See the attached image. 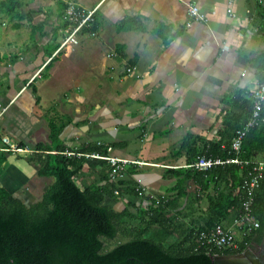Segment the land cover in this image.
Masks as SVG:
<instances>
[{"label":"crops","instance_id":"0c3cea01","mask_svg":"<svg viewBox=\"0 0 264 264\" xmlns=\"http://www.w3.org/2000/svg\"><path fill=\"white\" fill-rule=\"evenodd\" d=\"M23 1L25 38L1 52L0 153L10 154L0 185L28 206L51 185L29 160L36 146L56 144L52 129L66 146L62 155L81 160L82 188L104 185L109 165L67 152L95 143L129 161L121 189L131 193L106 204L118 211L133 204L136 213L149 200L173 195L174 172L194 171L182 141L189 135L219 141L222 100L257 88L254 61L264 53V26L255 18L256 0ZM68 3L98 8L97 36L81 35L77 46L49 61L68 30ZM192 5L203 20L190 17ZM0 19L1 29L6 22ZM140 185L142 194H132ZM187 202L180 200L174 211ZM206 208L203 200L190 219Z\"/></svg>","mask_w":264,"mask_h":264},{"label":"trees","instance_id":"16d2710c","mask_svg":"<svg viewBox=\"0 0 264 264\" xmlns=\"http://www.w3.org/2000/svg\"><path fill=\"white\" fill-rule=\"evenodd\" d=\"M256 1L255 18L264 26V0ZM25 7L23 0H2L0 16L12 22L13 29H20L22 22L29 20L23 13ZM96 27L97 23L93 29ZM254 62L259 82H263L264 53ZM2 63L0 53V66ZM221 105L223 129L219 141L204 142L189 135L180 144L190 163L199 155L232 156V140L248 121L252 100L250 94L239 92L234 99H223ZM235 107L238 113L232 111ZM52 130L56 144L36 146L29 160L37 166L39 177L54 180L42 198L28 206L0 185V264H213L217 255L242 254L260 245L264 248V177L253 206L260 227L243 238L237 249L210 252L200 246L199 233L217 224L232 225L242 211L238 166H219L208 172L176 171L178 184L172 196L159 197L158 202L149 200L152 204L140 206L136 213L131 210L133 204L118 211L106 204L107 199L121 198L131 191L119 189L116 196L110 171L102 180L104 185L79 186L81 160L62 155L66 146L59 139V130ZM106 148L91 143L80 153L104 154ZM8 154L0 153V167ZM240 156L243 160L264 161V125L247 134ZM186 198L184 210L175 212L178 202ZM203 200L207 201L206 210L190 219L196 207L201 210ZM108 241L114 242L111 248ZM261 259L264 262V250Z\"/></svg>","mask_w":264,"mask_h":264},{"label":"built area","instance_id":"2783aa9c","mask_svg":"<svg viewBox=\"0 0 264 264\" xmlns=\"http://www.w3.org/2000/svg\"><path fill=\"white\" fill-rule=\"evenodd\" d=\"M97 10L98 8H94L90 11H87L75 5L74 3H68L65 10V19L67 20L68 30L65 33L60 48L53 54L49 61L55 58L61 51H67L77 46L79 44V38L81 35L88 34L91 37L97 36V31L93 29L97 23ZM189 15L193 20H203V16L199 8L195 5L190 6ZM190 26L191 24L188 25V27ZM250 96L252 100L251 115L244 126L237 131L234 139L232 140V156L224 159L220 157L216 158L210 155H199L195 162L187 166L189 169L198 172H208L219 166L227 165H235L240 168V174L242 177L240 186L242 211L240 215L230 226L217 224L209 230L199 233L200 246L209 248L210 252L215 249L235 250L239 247V243L243 240V238L248 237L252 232L260 227V223L255 216L253 206L255 202L256 191L260 187L261 180L264 177V161L243 160L241 159L240 155L242 153L243 142L247 134L251 130L264 125V81L258 82L257 88L250 93ZM4 142L9 144L8 138H5ZM106 149L107 153L104 154H75L73 152H67L66 154L68 156H84L86 158L106 162L110 168L109 178L117 188L115 194L116 196H119V189L122 188L121 179L126 166L129 164V161L110 155L111 151L113 150L111 146L107 147ZM10 150H12L14 153L26 151L19 146L12 148L10 147ZM138 164L142 165L143 163L139 162ZM136 191L139 194H142L143 189L141 188V185L136 188ZM156 199L158 202V197L155 198V200ZM237 232L242 237L240 241L237 239Z\"/></svg>","mask_w":264,"mask_h":264},{"label":"rangeland","instance_id":"374dc122","mask_svg":"<svg viewBox=\"0 0 264 264\" xmlns=\"http://www.w3.org/2000/svg\"><path fill=\"white\" fill-rule=\"evenodd\" d=\"M2 1V0H0ZM6 22V25L1 26L0 29V53L4 52V50L9 49L8 44L10 41L12 42H16L19 39H23L25 38V34L24 31H22V29H13L12 28V22H10L9 20L4 19ZM24 23H26L25 21L22 22V27L24 25ZM14 51V49H13ZM49 182H53V178H46ZM50 183V184H51ZM49 184V183H48ZM241 235L237 232V239L240 241L241 240ZM114 245L113 241H108V248H111ZM116 246V243H115ZM114 246V247H115Z\"/></svg>","mask_w":264,"mask_h":264},{"label":"water","instance_id":"95a60500","mask_svg":"<svg viewBox=\"0 0 264 264\" xmlns=\"http://www.w3.org/2000/svg\"><path fill=\"white\" fill-rule=\"evenodd\" d=\"M212 261L213 264H264L252 250L237 255H217Z\"/></svg>","mask_w":264,"mask_h":264},{"label":"flooded vegetation","instance_id":"af4514ba","mask_svg":"<svg viewBox=\"0 0 264 264\" xmlns=\"http://www.w3.org/2000/svg\"><path fill=\"white\" fill-rule=\"evenodd\" d=\"M262 245L260 246H255L252 251L258 256L261 258V255H262V252L264 250V248L261 247Z\"/></svg>","mask_w":264,"mask_h":264}]
</instances>
